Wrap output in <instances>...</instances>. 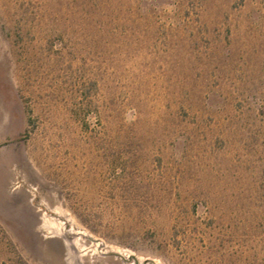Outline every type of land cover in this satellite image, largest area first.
Masks as SVG:
<instances>
[{
	"label": "rangeland",
	"instance_id": "1",
	"mask_svg": "<svg viewBox=\"0 0 264 264\" xmlns=\"http://www.w3.org/2000/svg\"><path fill=\"white\" fill-rule=\"evenodd\" d=\"M0 264H264V0H0Z\"/></svg>",
	"mask_w": 264,
	"mask_h": 264
}]
</instances>
